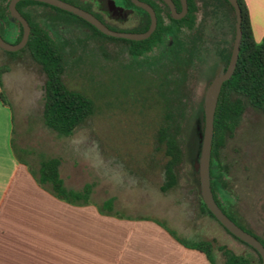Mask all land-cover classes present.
Here are the masks:
<instances>
[{
  "label": "rangeland",
  "instance_id": "rangeland-1",
  "mask_svg": "<svg viewBox=\"0 0 264 264\" xmlns=\"http://www.w3.org/2000/svg\"><path fill=\"white\" fill-rule=\"evenodd\" d=\"M75 1L88 4L94 12L100 11L93 3L101 6L105 16H98L113 30L128 32L139 26L107 0ZM113 1L117 5L122 2ZM196 1V24L200 27L206 15L202 6L205 0ZM206 1L216 4L221 22L207 35L210 43L197 44L187 97L176 102L172 95L175 84L171 82L176 74L162 55L171 39L169 36L154 49L135 56L130 54L129 44L96 35L68 14L40 5L27 6L25 10L32 13L61 49L65 60L63 82L91 98L95 106L93 113L68 136L48 129L42 118L46 77L41 65L27 50L11 55L0 49V67H7L2 75L4 88L9 99L16 102L15 152L33 167L40 159L58 157L65 186L70 188L69 182L81 189L85 183H92L94 201L110 198L113 212L162 214L180 235L186 237L196 230H206L209 236H214L215 246L229 247L236 254L248 253L254 259L253 264H260L253 249L226 232L213 218L221 232L210 230L206 219L211 217L199 209V177L193 165L200 149L198 133L203 128L200 105L206 86L223 63L222 51L232 47L235 26L233 13L221 0ZM255 17L253 35L260 42L264 14ZM163 18L165 23L169 22L164 14ZM15 31L19 32L16 21L8 20L5 27H0L8 43H14ZM216 39H220V59L212 48ZM161 127L176 133L182 150V160L176 169L177 184L166 194L160 191L167 160L165 146L158 142ZM20 147L31 149V155L27 156ZM217 161L226 166L225 180L230 187L226 192H218L219 199L228 198L239 223L264 239V114L261 111L246 106ZM218 251L224 261L222 251ZM209 252L215 257L214 250L210 248Z\"/></svg>",
  "mask_w": 264,
  "mask_h": 264
},
{
  "label": "trees",
  "instance_id": "trees-1",
  "mask_svg": "<svg viewBox=\"0 0 264 264\" xmlns=\"http://www.w3.org/2000/svg\"><path fill=\"white\" fill-rule=\"evenodd\" d=\"M64 1L79 6L99 18L97 14L92 12L88 4L82 5L75 0ZM154 1L162 5L163 8L151 3V6L156 13L157 26L148 39L141 41L106 36L82 18L43 2L20 0L16 4L18 11L25 17L31 28L26 45L18 51L27 50L33 60L41 65L46 77L43 84L42 118L44 125L48 129L59 135L68 136L72 134L74 130L93 113L95 105L91 98L77 90L68 88L63 82L62 74L65 68V60L60 47L54 42L48 32L40 26L39 21L33 17L32 13L29 10H25V8L27 6L40 5L53 9L56 12L68 14L86 24L96 35L129 44V52L135 56L148 50L154 44L158 45L160 40L169 36L171 38L170 41L173 43L171 49L174 53L172 71L176 76L171 82L175 84V89L172 92V95L175 97L174 102H176L187 97L190 74L192 73V54L197 47L195 36L200 35L203 31L205 33V30L208 32V29L212 31L218 27L221 22L220 16H218L220 14L216 4L212 5L206 0L202 1V6L205 9L204 11L206 15L203 25L197 27L196 12L198 11V5L196 0H187L189 13L180 21L173 19L169 15L166 5L162 0ZM221 1L229 8V10H231L233 13V21L235 22V14L232 6L227 0ZM237 1L240 5L242 14V38L235 70L232 76L222 84L215 109L210 160L211 189L215 201L224 213H226L227 216L241 228L257 237L264 245V239L242 226L236 219L231 210L232 202L228 198L223 197V199L220 200L218 197V192H226L227 189L230 188L228 182L225 180V174L228 170L226 166H223L217 161L219 151L225 145L226 140L233 136L247 105L258 109L264 114V34L260 42L255 41L246 5L243 0ZM8 2L9 0H0V27H5L7 21L10 20ZM173 2L176 9H179L180 1L173 0ZM143 13L147 17V23L144 28L146 29L150 20L148 14L145 11H143ZM163 14L168 18L169 23L164 22ZM18 25L19 32L14 37V43L19 42L22 36V26L20 23H18ZM182 26L185 27L184 31L180 28ZM232 32H235V26H233ZM231 48L229 47L226 51L225 49L222 51L221 61L224 64H227L229 61ZM5 52L15 55L17 51ZM6 70L7 67H0L1 73ZM166 96L167 95L164 97ZM0 99L4 101L2 94H0ZM165 99L167 101V98ZM200 113V118L203 123V104L200 105ZM167 116L170 118L169 113H167ZM158 142L164 144L165 154L167 156V160L164 164V182L160 186L161 193L166 194L177 184L176 169L182 160V150L177 141L176 133L174 131H169L166 127L160 128ZM60 164L61 161L58 157L41 159L38 167L37 180L42 185L48 186L50 191L57 197L73 203H88L93 189L92 183H85L79 190L67 188L59 173ZM198 199L200 211L216 220L212 213L207 209L201 196H199ZM111 204L112 200L108 199L103 205H107L109 208L106 210L110 211ZM224 230L231 234L225 228ZM232 236L238 239L234 235ZM238 240L246 244L240 239ZM194 246L207 252L210 249V243L206 241L198 242ZM249 247L253 249L251 246ZM220 250L224 256L225 264L253 263L254 259L248 253L236 254L225 246H221ZM255 253L257 254L259 263L262 264L259 254L256 251Z\"/></svg>",
  "mask_w": 264,
  "mask_h": 264
},
{
  "label": "crops",
  "instance_id": "crops-1",
  "mask_svg": "<svg viewBox=\"0 0 264 264\" xmlns=\"http://www.w3.org/2000/svg\"><path fill=\"white\" fill-rule=\"evenodd\" d=\"M243 1L253 30L255 15L264 14V0ZM5 72H0V264H225L221 245L215 246L206 230L184 237L162 214L105 210L100 204L110 198L97 203L92 193L88 203H73L42 185L37 180L41 159L33 167L15 152L16 102L4 88ZM20 148L31 155V149ZM206 220L217 230L212 218ZM201 241L210 243L215 257L194 246Z\"/></svg>",
  "mask_w": 264,
  "mask_h": 264
},
{
  "label": "water",
  "instance_id": "water-1",
  "mask_svg": "<svg viewBox=\"0 0 264 264\" xmlns=\"http://www.w3.org/2000/svg\"><path fill=\"white\" fill-rule=\"evenodd\" d=\"M20 0H9L8 2V11L10 15V20L16 21L22 26V36L19 42L17 43H8L3 39L0 34V49L8 52H15L22 49L29 38L30 35V26L25 17L18 11L16 4ZM46 3L48 5L60 8L67 12H70L92 26L97 30L103 33L106 36L114 38H122L133 41H141L147 39L151 36L153 31L156 28L157 18L153 8L140 0H132L137 6L144 9L149 17L150 24L147 30L143 32H126V31H116L109 28L105 25L100 19H98L91 12L66 2L64 0H33ZM168 7L169 14L174 19H179L185 15L187 12V0H180L181 11L178 12L172 0H162ZM232 6L235 14V32L233 38V44L231 48V53L227 65L222 64L219 71L213 77L211 82L208 84L203 98V128L202 132L198 133V138L200 141L199 153L194 161V169L198 172L199 177V187H200V196L206 205L207 209L212 213L216 220L232 235L245 242L251 246L260 256L262 264H264V245L261 241L255 237L253 234L241 228L233 220H231L226 213L220 208V206L215 201V198L211 189V177H210V160H211V147H212V138H213V129H214V114L219 97V93L222 87V84L228 80L236 67L241 38H242V14L241 8L237 0H227ZM109 3L115 7L114 1L109 0Z\"/></svg>",
  "mask_w": 264,
  "mask_h": 264
},
{
  "label": "flooded vegetation",
  "instance_id": "flooded-vegetation-1",
  "mask_svg": "<svg viewBox=\"0 0 264 264\" xmlns=\"http://www.w3.org/2000/svg\"><path fill=\"white\" fill-rule=\"evenodd\" d=\"M108 2H109V0H107ZM122 2H121V4L120 5H117L116 4V2H114V4H115V7L116 8H119L120 10H122L124 13H126V18L127 19H131L132 20V22H133V20L135 21V22H137V24H139V26L138 27H133V30H131V31H128V32H143V31H145V30H147L148 29V27H149V25H148V27L146 28V29H144L145 28V26H146V23H147V17H146V15L143 13V11H145L144 9H142L141 7H139V6H137L132 0H121ZM140 1H142V2H145V3H147V4H149L150 6H151V3H154V4H156V6H158V7H160V8H163L162 7V5H160L159 3H157V2H155L154 0H140ZM173 1V0H172ZM180 1V0H179ZM90 2H92V1H90ZM93 3V2H92ZM95 3H96V1H95ZM93 5L95 6V7H97L98 9H99V11L100 12H94L93 10H92V12H94L95 14H102V9H101V6H99V5H97V3H96V5L93 3ZM166 5V4H165ZM175 5V4H174ZM152 7V6H151ZM153 8V7H152ZM91 9V8H90ZM166 9H167V11H168V13H169V10H168V7H167V5H166ZM143 10V11H142ZM153 10H154V8H153ZM178 12H180L181 11V4H180V8L179 9H176ZM155 11V10H154ZM146 12V11H145ZM147 13V12H146ZM188 13H189V11H188V5H187V12L185 13V15L183 16V17H181V18H179V19H175V20H178V21H180V20H182V19H184L187 15H188ZM93 14V13H92ZM148 14V13H147ZM155 15H156V13H155ZM170 15V14H169ZM96 16V15H95ZM102 16H105V14L103 15L102 14ZM97 17V16H96ZM148 17H149V15H148ZM98 18V17H97ZM98 19H100V17L98 18ZM174 19V18H173ZM101 21H102V19H100ZM149 20H150V17H149ZM103 22V21H102ZM104 23V22H103ZM169 23V22H168ZM105 24V23H104ZM149 24H150V22H149ZM106 25V24H105ZM156 26H157V24H156ZM181 28V30L182 31H184V29H185V27L184 26H182V27H180ZM156 29V28H155ZM210 29H208V32H206V30H205V33H204V31L200 34V35H196L195 36V38H196V43L197 44H199V43H201V42H203L204 41V43L203 44H206V43H210V42H207V40L209 39L208 38V36L207 35H211L212 34V31L213 30H215V29H213L212 31L210 30ZM155 31V30H154ZM153 31V32H154ZM127 32V31H126ZM152 35V34H151ZM148 39V38H147ZM145 40V39H144ZM219 40L220 39H216L215 40V42H214V45H213V43H212V45H213V47L212 48H214V52L215 53H217V55H218V58L220 59V47L218 46L219 45ZM162 43V40H160V42H159V44L158 45H160ZM172 41H169L168 43H167V45L165 46V49H164V52L162 53V55L164 56V58H166L167 59V63H169V65H168V67H171L172 65H173V57H174V53L171 51V49H172ZM155 45V46H154ZM153 46H151V48L152 49H154L155 47H157L158 45H156V44H154ZM211 45V44H210ZM151 48H149V49H151ZM196 53L194 52L193 54H192V59L193 60H195V55ZM222 64H224V63H222ZM221 64V65H222ZM220 65V66H221ZM224 65H227V64H224ZM220 69V68H219ZM219 71V70H218ZM217 71V72H218ZM217 72L213 75V77L217 74ZM213 77H212V79H213ZM211 79V80H212ZM211 80L209 81V83L211 82ZM208 83V84H209ZM208 86V85H207ZM207 86H206V88H207ZM206 88H205V90H206ZM203 98H204V96H203ZM202 103H203V100H202Z\"/></svg>",
  "mask_w": 264,
  "mask_h": 264
}]
</instances>
